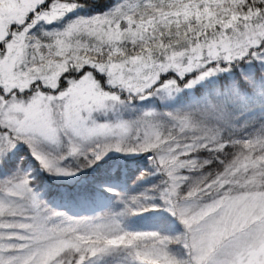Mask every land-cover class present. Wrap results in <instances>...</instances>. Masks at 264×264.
<instances>
[{
	"label": "snow or ice",
	"instance_id": "obj_1",
	"mask_svg": "<svg viewBox=\"0 0 264 264\" xmlns=\"http://www.w3.org/2000/svg\"><path fill=\"white\" fill-rule=\"evenodd\" d=\"M83 7L0 0V165L23 146L39 170L73 177L112 151L151 153L162 179L118 211L74 217L47 207L17 168L0 177V264H264V121L252 115L264 116V0ZM198 88L171 110L122 116L132 101ZM109 112L114 121L97 119ZM202 150L209 160L194 158ZM160 207L181 230L125 223Z\"/></svg>",
	"mask_w": 264,
	"mask_h": 264
},
{
	"label": "rangeland",
	"instance_id": "obj_2",
	"mask_svg": "<svg viewBox=\"0 0 264 264\" xmlns=\"http://www.w3.org/2000/svg\"><path fill=\"white\" fill-rule=\"evenodd\" d=\"M114 5L115 4H113L111 7H113ZM111 7H109L107 10H109ZM198 89H200L201 91L203 88H198ZM193 92L195 93V89L191 91V93ZM190 100L182 101L176 99L175 101H161L158 97H149L144 101L135 100L131 102L133 106L132 109L122 110V116L124 119H133L141 111L151 110L153 108H155L158 111L171 110L172 108L182 103H187ZM138 101L141 103H139ZM256 110H258L259 113L254 112L252 113V115L256 117L257 122L255 124V127H259L260 122L264 121V118H261L260 116L261 110L259 108H257ZM117 115L118 114L114 112H109L106 115L101 113L97 115V119L100 122L114 121L117 118ZM241 124H243V120L241 121ZM251 130H252L251 128H245L243 134L246 135ZM17 151L18 152H16V154H10V157L7 159L5 164L0 165V177L5 175H11L13 172H16L17 168H19L23 173H31V185L34 191L38 194L39 199L43 200L47 207L54 209L51 205H49L47 199L41 196L40 189L43 190L42 187H44V184L41 185L39 182L40 179L38 178V171L35 168L36 167L35 163L31 160H28L26 166L22 165L23 161H25L28 158V156L31 157V154L28 152L27 148L23 146L18 148ZM205 153L206 150H202L197 154H193V156L194 158L201 161L209 160L210 158H208V156L206 157L204 155ZM151 155H152L151 153H146V154L144 153L139 155H125L115 151L109 152L104 159H108V158L120 159L121 157L141 158L140 162H142L141 163L142 168L139 170L137 169V170L126 171L124 173V177H126L124 180L126 187H122L118 178V175L121 173L120 172L121 163L119 162L113 163L109 170H107L106 172H101L98 176H96L95 181H91L90 179L85 180V183L83 184L84 188H80L78 191L75 192L73 198L75 204L82 206L83 202H85L86 200L94 201L95 193L93 187H95L102 191H106L110 196L111 204L105 211L107 210L118 211L122 209L124 207V200H126L128 197L143 192L145 189H148L151 186L158 184L161 181L162 176L156 174L155 169L150 163L149 157ZM21 157H24V159L22 160ZM70 163L71 166L73 167H79L80 164L83 163V160L79 162L72 160L70 161ZM212 163H213L212 164L213 167H215L218 162L213 161ZM89 168L90 167L82 168L81 171L78 172L77 175L73 177H58V176L50 175L47 172L45 173L48 174V176L56 182H63L66 184H73L76 182L82 183L84 181V176L87 174ZM142 174H144L143 176L148 174V177H143ZM185 174L188 175L190 179H194L200 175V171L196 169L186 170ZM109 188L114 189L115 192H109L108 191ZM157 203H161V202L157 201ZM62 208L63 210H58V209L55 210L66 212L69 216H74V217H79L83 215V214H73L71 210L72 206L69 201L63 203ZM133 218H135V216H133ZM133 218L132 216H130L125 219L126 225L132 230L151 231V230L163 229L168 233H175L181 230L182 228V225L175 222L171 214L168 213L166 209H164L163 207H160L159 209H155L151 212L140 214L138 220Z\"/></svg>",
	"mask_w": 264,
	"mask_h": 264
},
{
	"label": "trees",
	"instance_id": "obj_3",
	"mask_svg": "<svg viewBox=\"0 0 264 264\" xmlns=\"http://www.w3.org/2000/svg\"><path fill=\"white\" fill-rule=\"evenodd\" d=\"M81 3H83L85 7L80 8L78 10V14L84 15V16H92L98 13L105 12L113 4L117 3V0H81ZM51 27L52 26H47V28H51ZM191 91L192 90H186V92L182 94L180 97H178L177 100L178 99L182 101L190 100L194 96L199 95L200 89H195V93L194 92L191 93ZM201 91H203V89ZM255 112L259 113L258 110H255ZM261 118H264V116H261ZM17 150L16 152H18ZM16 152L12 154H16ZM204 155L206 157L208 156V158H211L210 152L207 150ZM28 160H31L35 163V166H36L35 168L38 171V178L40 179L39 182L41 185L44 184V187H42L43 190L40 189L41 196L47 199V202H49V205H51L54 209L63 210L62 204L65 203L66 201H69L72 206L71 210L73 214H83V215H95L101 210L105 211L111 204L110 196L108 195L106 191H102L100 189L93 187V190L95 193L94 201L86 200L85 202H83L82 206L76 205L73 200L75 192L78 191L80 188H84L83 184L85 183L86 179L95 181V177L98 176L101 172H106L107 170L110 169L113 163L119 162L121 163L120 164L121 173L118 175V178H119L121 186L126 187V184L124 182L126 177H124V173L128 170H137V169L139 170L142 168V164H141L142 162H140L141 158L121 157L120 159H110V158L103 159L101 161H98L97 163H95L93 166H91L88 169V172L84 176V181L82 183L76 182L73 184H66L63 182H56L52 180L48 176V174L45 173V171L39 170L38 165L30 156H28V158L25 161H23L22 165L26 166ZM212 164L213 163L206 165L205 169L210 171L213 168ZM156 174L161 176L157 172ZM143 177H148V174H146ZM139 217L140 215H136L135 218H133L132 216V218L136 220H138ZM172 218L175 220V222L179 223L174 217ZM98 264H103V261H99Z\"/></svg>",
	"mask_w": 264,
	"mask_h": 264
}]
</instances>
